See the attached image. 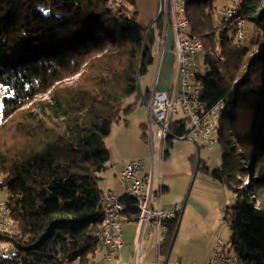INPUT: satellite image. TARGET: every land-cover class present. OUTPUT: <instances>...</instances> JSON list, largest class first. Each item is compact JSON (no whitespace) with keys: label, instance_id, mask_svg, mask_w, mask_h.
<instances>
[{"label":"trees","instance_id":"obj_1","mask_svg":"<svg viewBox=\"0 0 264 264\" xmlns=\"http://www.w3.org/2000/svg\"><path fill=\"white\" fill-rule=\"evenodd\" d=\"M229 1L219 8L217 0H186L184 17L188 34L204 44L196 58L202 54L207 72L196 66V75L205 109L224 104L216 132L221 164L212 175L236 194L225 253L236 264H264V0ZM136 4L0 0V190L10 208L0 231L9 251H0V264H93L100 251L106 140L116 122L144 106L137 74L148 27L136 21ZM227 7L236 9L229 20L216 12ZM238 18L255 24L247 40L235 36ZM153 37L141 80L155 62ZM150 94L144 91L147 100ZM141 127L148 139L147 123ZM170 130L188 133L184 119ZM253 163L255 178L245 185ZM121 200L128 217L138 218L135 199ZM179 218L165 220V253Z\"/></svg>","mask_w":264,"mask_h":264},{"label":"rangeland","instance_id":"obj_2","mask_svg":"<svg viewBox=\"0 0 264 264\" xmlns=\"http://www.w3.org/2000/svg\"><path fill=\"white\" fill-rule=\"evenodd\" d=\"M120 0H116V3H119ZM136 5L138 9V13L136 14V21L141 26H149L151 22L155 19L159 6L160 0H136ZM230 3L229 0H217V4L219 8L224 7ZM158 8V9H157ZM222 11V10H221ZM220 11V12H221ZM217 15L220 16V12L216 11ZM222 16V15H221ZM159 21L161 22L158 27ZM159 21L154 25L153 32L154 37L151 44V48L153 46L154 51H163L166 45H168V41L171 37V30L167 27L166 29V39L164 41L163 46H159L162 42L158 40V35L162 36L163 27H164V16L161 15ZM168 24H170V20H166ZM246 26L250 32L255 30V24L252 22H246ZM189 28V27H188ZM188 34V31H187ZM171 35V36H170ZM189 35V34H188ZM190 36V35H189ZM173 43V41H172ZM169 50V49H168ZM174 50V43H173ZM197 62V68L199 72L203 75L206 74L207 70L204 68L202 54H199L197 58H195ZM157 61L158 58L155 59V62L150 66V69L147 74H145L141 80V88L144 82L147 80L146 76L150 75V78L156 81L157 76ZM173 72L174 65H173ZM173 79V74H172ZM155 83V82H154ZM178 85H181V80H178ZM154 86V85H152ZM180 90V87H179ZM179 94V93H178ZM2 96L3 91H0V124L2 123ZM151 106V101H149ZM146 108V107H145ZM152 112V108L150 110ZM149 114V113H148ZM137 113H131L126 119H123L121 122H116L113 127L111 134L107 137L106 146L110 153V159L108 161V168L102 173L103 177L105 172L109 169L113 170L115 166H119L123 164V162H132L138 159H144L145 164L150 168L152 153L154 149L160 151L159 146L161 141L156 137L157 132H159V128H154L155 125L150 124V119L148 121V129L147 135L148 139L143 137V131L140 134L137 130ZM186 117L185 113L180 111L178 113L171 114V122L183 120ZM127 118L130 122L127 123ZM170 122V124H171ZM159 126L162 127L161 121H159ZM152 129H151V127ZM167 130L173 133L170 130V125L166 129V136L161 135L162 140L165 141L168 136H171ZM194 136L198 141L200 148V159L201 168L197 171L194 168V162L196 167L197 160V147L194 142L190 139H181L182 137ZM172 137V136H171ZM174 138L173 145L169 150L171 151V157L166 158L163 162L162 167V175L163 173L166 175L168 179L171 181L172 185V193L176 191H182L187 184L186 179L188 178V185L185 191V196L188 195L187 201V213L183 214L181 221L184 222V228L187 225V222H190V228L193 233V238L197 241L195 244L192 241V245L188 249L193 252H190V255L195 254L197 250H205L204 245L208 243V236L211 235L213 239H217V237H222L229 246H226V250L231 247L230 239L232 236V231L228 222V217L230 216V212L232 211V207L235 203L236 194L235 192L227 187L224 183L220 182L218 179L214 178L212 175V171L220 166L221 164V156L222 150L219 143L217 144H209L207 140H205L201 136L194 135L193 133H187L184 136H176ZM115 141V142H114ZM169 146V145H168ZM144 149L148 150L147 155H142ZM158 160V157H157ZM257 164L253 163L252 171L250 175L246 176L244 184L251 185L253 179L255 178V169ZM104 181V179L102 180ZM252 189V187H251ZM7 201V191L0 190V205H5L9 208V206L5 203ZM186 208V207H185ZM10 209V208H9ZM186 212V211H185ZM10 213V212H9ZM8 220L9 215H8ZM184 232V231H183ZM182 237V232L179 235V241ZM198 245V246H197ZM194 246V247H193ZM193 248V249H192ZM233 255V252L231 253ZM96 254L95 259L93 258V264H110L108 262L99 261ZM75 264H78L77 262Z\"/></svg>","mask_w":264,"mask_h":264},{"label":"built area","instance_id":"obj_3","mask_svg":"<svg viewBox=\"0 0 264 264\" xmlns=\"http://www.w3.org/2000/svg\"><path fill=\"white\" fill-rule=\"evenodd\" d=\"M178 4L179 0H164L163 33L157 38L159 42L162 41L159 46H163L167 27L171 30L174 43V80H181V92L176 94L173 89L159 90L156 88V82L154 83L150 97L153 112L149 111L150 124L155 125L154 128H159L156 137L162 140L161 135H167L166 129L170 125L171 114L182 111L186 115L184 118L185 130L203 137L212 145L215 144L213 141V121H215V115L223 103L219 102L213 107L205 109L202 100L204 84L196 75L197 62L195 58L199 53V47L191 36H185L184 27L179 18ZM231 10L224 8L220 14L227 20V13ZM168 19L170 24L166 21ZM244 23L245 19H241L240 34L236 35L239 40H241L242 34H246ZM151 53L155 54L153 46ZM152 115L158 122L161 121L162 127ZM143 166V160L126 163L120 170V177L127 188L128 195L135 199L136 205L141 211V219L153 223L158 230L159 237H163L168 230L164 224V219L172 216V213L162 206L156 207L154 205L155 198L161 197V188L156 182L155 172L149 176L143 175ZM103 201H109V210H103L104 214L109 215V222L106 231L99 234L104 239V250L101 256L104 260H110L116 257L118 251L124 247L121 215L127 206L111 193L104 194ZM175 210L179 211L180 206L177 205ZM9 212L7 206L0 205V231L6 230L10 224ZM225 251L227 250L224 248V241L218 239L217 248L208 264H236L235 259H231Z\"/></svg>","mask_w":264,"mask_h":264},{"label":"crops","instance_id":"obj_4","mask_svg":"<svg viewBox=\"0 0 264 264\" xmlns=\"http://www.w3.org/2000/svg\"><path fill=\"white\" fill-rule=\"evenodd\" d=\"M151 55L155 59L158 58L156 81L150 78V75L146 76L147 80L142 85L143 93L144 91L147 90L152 91L153 89L152 85H154V82H156V88L159 90L173 89L176 94L180 93L181 85H178V80L177 81L174 80V72H173L174 50H173V43L171 37L168 41V45H166L163 51L161 50L155 51V54L153 55L151 53ZM172 74H173V79H172ZM148 101H150V99ZM145 107H146L145 105L138 106L134 111L135 113H137L136 128L139 134L142 131L141 124L143 123L148 124L149 121V114H148L149 111ZM127 123H129L130 126V122L128 118H127ZM141 134H140V139H141ZM159 143H160L159 146L160 151L158 153L157 149L156 150L154 149L152 153L150 168L149 165L147 166L145 164L146 162L144 159H138V160H143V164H144L143 175L149 176L155 172L156 182L157 184H159L161 188V197L155 198L154 205L156 207L162 206L168 212L172 213V216L166 219L172 218L178 212H180V215L182 213V217H183V214L185 213L186 215L188 210L186 206L188 201V195L185 196V191L187 189L189 180L188 178L186 179L187 184H185V187L182 189V191H176L172 193L171 181L166 177L164 173L162 175V167L164 160L166 158L171 157V151L169 150V148L172 147L174 141H172L171 146H168L169 143L167 141L161 140L159 141ZM147 152L148 150L144 149L142 155L143 156L147 155ZM126 163L129 162H123V164L117 167L115 166L113 170L109 169L107 172H105V175L103 177L104 181H102L103 179L100 181V187L103 190V193L104 194L111 193L115 195L120 201H122L121 200L122 197L128 194L127 188L125 184L122 182L120 177V170L122 166ZM104 194H103V198H104ZM177 205L180 206L179 211L175 210V207ZM127 208L128 206L126 207V209ZM125 212L126 210L121 215L122 239L124 242L123 249L121 250L120 253L117 254L116 257L110 260H104L101 256L102 252L99 251L98 252L99 255H97L99 261L108 262L110 264H208L214 250L217 248L218 239H222L224 243L227 244V242H225V240L222 237H217V239H213L212 236L209 235L208 243L207 245H204L205 250H197L195 254L192 253V255H190V252L193 251H191L188 248L190 247V245H192L191 244L192 241H194L195 244L197 243V241L195 240V238L192 237L194 232L191 231L192 229L190 228L191 227L190 222H187V225L184 228V222L181 221L171 251L169 246L168 251L165 253L161 248V243L167 233L163 237H159L158 230L155 227V225H153V223H151L148 220L144 221L141 219V211L138 218L135 216L129 218ZM166 219H164V224ZM181 232H182V237L179 241V235ZM100 250H101V246H100Z\"/></svg>","mask_w":264,"mask_h":264},{"label":"bare ground","instance_id":"obj_5","mask_svg":"<svg viewBox=\"0 0 264 264\" xmlns=\"http://www.w3.org/2000/svg\"><path fill=\"white\" fill-rule=\"evenodd\" d=\"M185 4H186V0H179L178 11H179V18L181 19V23L183 24V27H184L185 36H189L187 34L189 23H188V20L184 17ZM226 9H232L229 13H227V20L232 19L234 17V15L236 14V9H234L232 7H227ZM241 19H243V18H238L236 21L235 36L240 34V25L239 24H241ZM244 30L246 31V34L241 35V40H247L249 38V33H248V28L246 26V23H244ZM191 37H192L193 41L195 42V44L198 45L199 52H201L204 48V44H203L202 40L199 39L197 36H191ZM223 107H224V104L221 105L219 112H217L215 115V121H213V141L215 144L218 143L217 137H216V132H217V126H218L219 119H220V113L223 110ZM102 206H103V210H109V201H103ZM8 211H10L9 208H8ZM108 222H109V215L104 214L103 226H102V228H100L96 232L97 239L99 240L100 246H101L100 252H103V250H104V239L99 234L106 231V229L108 227ZM226 245L227 244L224 243V248H226ZM8 248L4 247V245L0 242V251L3 254H6L9 251ZM120 252L121 251H118V253H120ZM230 257H231V259H235L232 255H230Z\"/></svg>","mask_w":264,"mask_h":264},{"label":"water","instance_id":"obj_6","mask_svg":"<svg viewBox=\"0 0 264 264\" xmlns=\"http://www.w3.org/2000/svg\"><path fill=\"white\" fill-rule=\"evenodd\" d=\"M163 9H164V0H160V6H159L158 13H157L155 19L148 26L147 31H146V35H145V39H144V44H143V50H142L141 65H140V68H139V71H138V74H137V86H138V89H139V93H140L142 102L144 103V105L146 106V108L148 109V111L151 110V106H150L149 101L146 99V97H145V95H144V93L142 91V88H141V68H142V60L144 58L145 51H146V47H147V44H148V42L150 40V36H151L152 30H153V27L159 21V19L161 18V15L163 13ZM152 116L156 120L155 116L154 115H152ZM157 123H159V122L157 121ZM167 132L172 137H175V135L173 133H171L169 130H167ZM181 139H190L192 142L195 143V145L197 147V160H196L195 170L197 171L199 169L200 163H201V159H200V145H199L198 141L195 139L194 136L182 137ZM184 204H185V202H184ZM182 212H183V209H182ZM181 217H182V213L180 215V219L178 221V224H177V227H176L174 236H173L172 241H171L170 251H171V248H172L173 243L175 242V239H176V236H177V233H178V230H179V225H180V222H181Z\"/></svg>","mask_w":264,"mask_h":264}]
</instances>
